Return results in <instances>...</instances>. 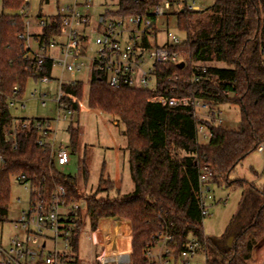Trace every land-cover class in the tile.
<instances>
[{
    "label": "trees",
    "instance_id": "1",
    "mask_svg": "<svg viewBox=\"0 0 264 264\" xmlns=\"http://www.w3.org/2000/svg\"><path fill=\"white\" fill-rule=\"evenodd\" d=\"M162 0H119L106 16L149 14ZM0 14V219L8 213L12 178L27 174L50 190L63 185L67 201H83L85 217L96 231L103 218L120 217L131 223L132 237L128 264H155L145 251L156 246L161 234L171 239L168 257L179 260L188 243L195 240L204 250L206 264H254L255 253L264 247V183L232 179L237 166L264 145V0H214L200 9L177 11L178 27L186 39L170 48L181 52L184 66L157 64V93L167 96L197 95L220 111L223 104L237 105L240 120L236 127L213 123L196 114L192 107H172L149 99L151 89L128 86L113 89L104 71L90 73L88 104L92 109L115 117L124 125L132 191L111 194L114 182L101 178L93 192L81 194L78 180L61 171L49 147L39 144L36 122L25 118L15 124L12 98L22 97L29 78L52 76L53 61L39 63L19 37L24 18L19 13L25 0H2ZM40 17H42L40 15ZM43 39L61 31L62 14L45 18ZM157 45V44H154ZM222 64V65H220ZM176 74V76L174 75ZM174 75V76H173ZM173 76V77H172ZM199 77L193 82L192 77ZM17 87V91H15ZM64 90L80 100L84 83L64 84ZM74 105V111L79 110ZM27 124L24 126V124ZM212 131L200 142L198 125ZM75 150L79 131L70 127ZM204 166L213 170L212 182L238 185L242 197L230 224L220 236L207 235L200 207V174ZM84 175L88 169L85 164ZM84 217L75 218L72 249L77 263ZM232 238L231 242H228ZM157 264V263H156ZM264 264V263H263Z\"/></svg>",
    "mask_w": 264,
    "mask_h": 264
},
{
    "label": "built area",
    "instance_id": "2",
    "mask_svg": "<svg viewBox=\"0 0 264 264\" xmlns=\"http://www.w3.org/2000/svg\"><path fill=\"white\" fill-rule=\"evenodd\" d=\"M91 1L76 0L74 4L61 8L59 10L62 14L61 31L49 39H43L41 35L47 20L40 17L35 28H32L27 7L23 6L19 9L25 25V30L19 37L30 49V55L39 63L50 59L53 61V69L55 64L61 69L60 77L42 76L38 79L45 83L52 80L58 82V92L55 96L58 112L55 121L59 122L61 118L72 116L75 112L74 105L80 106V99L75 94L65 91L63 87L66 83L81 81L76 78V72L85 68L80 59L88 58L91 61L89 74L93 68L104 71L113 89L124 86L151 89L155 92L149 99L151 102L172 107H192L197 115L212 120L213 123H223L221 110L212 108L208 101L200 96L170 97L157 93L159 81L156 65L169 63L178 65L185 59L181 52L170 48L182 42L170 31L171 21L176 17L178 25L177 11L185 6L189 9H200L196 0H162L151 8L149 14L136 13L120 17L100 14L94 19L95 23L92 22L93 15L88 7L86 11L79 9L80 6H87ZM88 27H92L96 33V49L92 57L87 55L90 41ZM162 27L166 29L167 40L159 43L158 34ZM33 41L37 48L33 47ZM53 51L56 56L52 54ZM261 53L264 62V42ZM66 73H69L67 78L64 77ZM153 79L155 86L151 87ZM191 80L199 81V77L194 76ZM17 90L15 87V91ZM46 96L47 93L41 94L42 103H45ZM11 100L12 104L18 101L16 97ZM26 125L25 123L24 126ZM36 127L40 132L39 144L50 148L57 166L67 164L71 156L69 148L63 145L56 148L49 140L53 133L52 120L38 121ZM197 132L202 143L212 137V131L205 123L198 125ZM258 150L264 152V145L261 144ZM14 178L30 191V200L28 208L22 209L17 215L15 220L17 231L8 247L0 244V264H73L70 263L75 256L72 249L73 227L75 218L82 217L85 212L81 204L84 202H68L67 190L63 185L50 190L46 184L36 182L27 174H19ZM212 178V168L204 166L199 181L200 207L205 217L209 214L212 201H215L211 187ZM169 239L171 237L168 234H161L156 240V246L146 250L145 255L155 264H169L173 259L167 256L170 254L167 246ZM198 251L199 243L193 240L188 243L179 260L183 259L187 262ZM128 255L106 253L100 257L98 264H128L130 261Z\"/></svg>",
    "mask_w": 264,
    "mask_h": 264
},
{
    "label": "rangeland",
    "instance_id": "3",
    "mask_svg": "<svg viewBox=\"0 0 264 264\" xmlns=\"http://www.w3.org/2000/svg\"><path fill=\"white\" fill-rule=\"evenodd\" d=\"M76 0H28V19L31 21L32 28L37 25L40 15L44 18L55 15L61 8L74 4ZM82 2L84 0H81ZM119 0H92L87 6H80L81 11H86L87 7L95 18L104 14L107 9H116ZM214 0H196L200 8H206ZM3 12L2 0H0V14ZM93 26V24H92ZM170 31L176 34L181 41L186 39V33L179 29L176 17L171 21ZM89 35V45L87 55L94 56L96 49V33L92 27L87 28ZM166 38V29L162 27L158 34V42L164 43ZM33 47L37 48L33 41ZM56 56L55 51L52 52ZM58 57V56H57ZM85 65L83 70L76 72V78L84 83V91L80 100V107L72 116L66 119L57 118L58 105L55 96L58 92V82L52 80L49 83L29 78L22 97L11 105L12 115L16 118L15 124H19L25 118L26 122L31 119H51L53 133L49 139L53 145L58 148L63 145L69 148L71 152L70 161L58 168L66 174H72L77 177L78 188L81 194H87L95 191L101 178L111 179L115 176L118 167L120 168L122 186L116 183L111 188V194L127 193L133 190L134 184L130 175L129 153L126 150L127 139L123 134L124 125L118 124L114 116L103 111L92 109L88 104V95L90 90V66L91 61L88 58L80 59ZM222 65V64H220ZM61 69L55 64L52 77H60ZM69 77V73L64 75ZM155 86V79L151 82V87ZM47 93L45 103H42L41 94ZM223 125L226 127H236L240 120V110L237 105L223 104L220 107ZM54 119V120H53ZM70 127L79 131L77 146L73 150L71 146ZM88 169L87 178L84 175V168ZM232 179L244 178L253 181L258 185L264 183V152L255 150L250 153L234 170ZM212 193L215 195V201L209 206V214L205 217L203 225L207 235L220 236L230 224L233 215L236 213L241 197L242 189L238 185L226 186L212 182ZM119 188V189H118ZM20 199V200H19ZM30 200V191L25 185L15 178L11 181L10 202L8 213L5 218L0 219V244L8 247L11 238L15 235V220L22 209H27ZM85 208L84 203H81ZM86 221L84 232L80 237L78 262L73 264H94L97 255L101 253L100 247L94 246L96 240L95 232L91 229L89 220L83 214ZM109 233L120 236L118 245L121 252H128L129 245L127 236L131 225L127 222H113L109 219L102 224ZM229 238L228 242H231ZM264 263V247L256 251L254 264ZM169 264H206L205 251H198L187 262L180 259L175 263L171 259Z\"/></svg>",
    "mask_w": 264,
    "mask_h": 264
},
{
    "label": "crops",
    "instance_id": "4",
    "mask_svg": "<svg viewBox=\"0 0 264 264\" xmlns=\"http://www.w3.org/2000/svg\"><path fill=\"white\" fill-rule=\"evenodd\" d=\"M121 177V173H120V168L118 167V170L115 174V176L113 177V182L114 185L115 183L120 187L122 186V180H120ZM119 189V188H118ZM109 219L111 223L113 222H127L131 225L130 222L120 218V217H109V218H103L100 221L99 227L95 232L96 235V240L94 241V246L95 247H100L101 249V253L99 255H97V259L94 262V264H98L99 259L102 255L109 253V254H114V253H121V254H130V250H131V237H132V226H131V231L129 230V234L127 236V240H128V245H129V249L128 252H121L122 250H120L119 245H118V239L120 236H116L113 235L112 233H109L107 228H105L102 224L103 222H105V220ZM79 255V254H78Z\"/></svg>",
    "mask_w": 264,
    "mask_h": 264
},
{
    "label": "water",
    "instance_id": "5",
    "mask_svg": "<svg viewBox=\"0 0 264 264\" xmlns=\"http://www.w3.org/2000/svg\"><path fill=\"white\" fill-rule=\"evenodd\" d=\"M184 64H185V62L183 61V62H180L178 65H179V67H183ZM128 257H129V255H128ZM129 259H130V258H129Z\"/></svg>",
    "mask_w": 264,
    "mask_h": 264
}]
</instances>
